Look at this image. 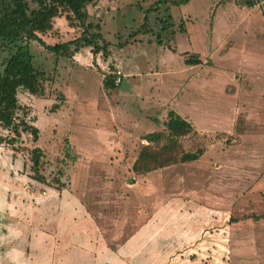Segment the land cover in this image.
I'll use <instances>...</instances> for the list:
<instances>
[{"label":"rangeland","instance_id":"rangeland-1","mask_svg":"<svg viewBox=\"0 0 264 264\" xmlns=\"http://www.w3.org/2000/svg\"><path fill=\"white\" fill-rule=\"evenodd\" d=\"M156 1L97 0L88 7L102 37L118 48L110 58L91 52L92 61L89 48L75 58L56 56L31 43L34 65L52 80L40 97L17 93L38 141L23 135L20 150L0 143V255L10 248L25 258L28 246L44 238L43 257L51 262L61 247L52 227L76 220L95 223L96 237L110 227L113 243L152 223L155 238L146 250L160 255L155 264H254L256 254L264 264V219L250 218L264 213V0L160 2L161 18L174 22L168 30L159 11L148 12ZM53 26L59 35H41L47 44L78 36L64 17ZM190 53L202 63L186 65ZM7 55L0 50V71ZM116 70L121 83L107 92L102 78ZM170 109L199 133L179 140L184 150L203 153L135 176L132 163L147 144L142 137L158 131L153 118L162 122ZM33 144L44 153L40 171L48 184L30 177ZM58 170L65 195L80 203L77 211H43L40 197L58 189L50 181Z\"/></svg>","mask_w":264,"mask_h":264},{"label":"trees","instance_id":"trees-1","mask_svg":"<svg viewBox=\"0 0 264 264\" xmlns=\"http://www.w3.org/2000/svg\"><path fill=\"white\" fill-rule=\"evenodd\" d=\"M95 1L0 0V49L8 51V57L4 60L0 71V129L6 131V133H0L1 144L10 146L12 150H20L19 144L22 142L23 135L29 136L32 143H36L39 138L38 127L33 124L32 120L27 119L28 108L22 106L17 97L19 90H25L31 95L40 97L44 95L46 81L52 80L49 73L34 65L31 43H38L56 56L69 58L81 48H90L93 55L100 53L105 59L110 57L115 50L117 51L116 46H112L109 40L102 37L101 24L90 18L87 6ZM189 1L157 0L155 7L148 9V12L159 11L160 2L180 6ZM255 3V1H247L246 4L252 6ZM57 17H64L68 26L78 31V36L68 41L47 44L41 35H48L51 32L54 36L59 35L53 26V20ZM157 18L161 23V29L168 30L171 25H174L170 15L161 18L159 11ZM146 21L147 15L144 17V22ZM184 63L194 66L201 64L202 60L199 54L190 53L184 59ZM115 77V74L111 72L104 74L102 85L105 91L114 90L121 83L116 84ZM57 107V104L53 105L54 109ZM153 120L161 127L158 131L147 133L142 137L147 144L140 146L132 163L131 170L135 176L146 175L177 163L191 162L201 156L202 148L193 151L184 150L180 143L181 138L188 137L194 140L199 133L179 113L170 109L167 111L166 119L162 122L158 123L156 118ZM28 154L32 172L30 177L39 183L48 184L49 181L40 171L44 159L42 149L33 144ZM57 172L58 176L50 181L52 184H57L60 190L65 188V185L61 181L62 172L60 170ZM49 186L52 185L49 184ZM250 218H264V213L251 215Z\"/></svg>","mask_w":264,"mask_h":264},{"label":"crops","instance_id":"crops-1","mask_svg":"<svg viewBox=\"0 0 264 264\" xmlns=\"http://www.w3.org/2000/svg\"><path fill=\"white\" fill-rule=\"evenodd\" d=\"M90 5L87 6V11ZM89 50L88 54L90 55L91 51ZM78 52H76L71 58H75ZM90 56L93 61L94 59L92 58V55ZM84 62L89 63L88 60H84ZM259 178L264 185V174L259 176ZM65 193L66 191L64 188H62V190L51 189L43 192V195L40 197L43 206L46 207L43 208V211L45 209L52 210L54 208L60 210L64 206H70L77 211V207L80 204L79 201L76 197H73V199L70 200L69 195H65ZM43 211H41V213H43ZM41 216L43 218V214L40 215V217ZM261 223L264 226V221ZM39 225V230L43 232V222H40ZM154 226L155 225H152V223H145L135 229V231L130 234L129 238H125L118 243H113L109 237L110 227H104V234L101 235V232H99L96 237L93 236L90 231L91 227L96 228L95 223H88L85 221L78 222L76 220L67 222L62 221L52 227L58 232L57 243L60 244L61 247L56 249L55 246L54 253L51 255V262L43 257V242L46 241L44 238H41L36 241L34 248L32 244L28 246V248L31 249V254L26 255L25 258L14 251V249L11 251L12 249L8 248L3 255H0V264L5 262L8 264H71L73 253L79 252V249H81L83 254L72 264H155L160 255L155 254L151 248L146 250L148 247H151L150 243L153 241V238H155L153 236V231L155 230ZM66 236H69V239L63 240L62 237ZM12 240L16 241L17 238H13ZM19 240L20 239H18V241ZM110 243H112L113 247L110 246ZM141 254L143 257L139 256ZM251 258L250 263L261 264L258 254Z\"/></svg>","mask_w":264,"mask_h":264},{"label":"built area","instance_id":"built-area-1","mask_svg":"<svg viewBox=\"0 0 264 264\" xmlns=\"http://www.w3.org/2000/svg\"><path fill=\"white\" fill-rule=\"evenodd\" d=\"M113 74H115V76H116L115 77V83L116 84L120 83L121 79H122V76H123V73L120 70H116V71H114Z\"/></svg>","mask_w":264,"mask_h":264},{"label":"flooded vegetation","instance_id":"flooded-vegetation-1","mask_svg":"<svg viewBox=\"0 0 264 264\" xmlns=\"http://www.w3.org/2000/svg\"><path fill=\"white\" fill-rule=\"evenodd\" d=\"M1 50V49H0Z\"/></svg>","mask_w":264,"mask_h":264}]
</instances>
